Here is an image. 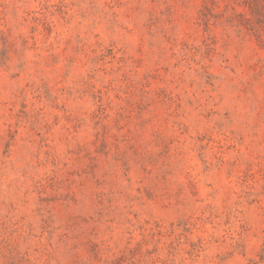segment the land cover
<instances>
[{"label":"clouds","instance_id":"clouds-1","mask_svg":"<svg viewBox=\"0 0 264 264\" xmlns=\"http://www.w3.org/2000/svg\"><path fill=\"white\" fill-rule=\"evenodd\" d=\"M0 264H264V0H0Z\"/></svg>","mask_w":264,"mask_h":264},{"label":"rangeland","instance_id":"rangeland-1","mask_svg":"<svg viewBox=\"0 0 264 264\" xmlns=\"http://www.w3.org/2000/svg\"><path fill=\"white\" fill-rule=\"evenodd\" d=\"M252 4L255 5L256 4V0H252Z\"/></svg>","mask_w":264,"mask_h":264}]
</instances>
